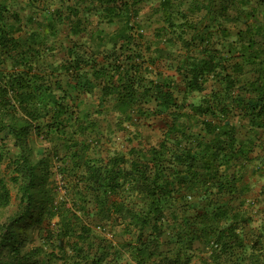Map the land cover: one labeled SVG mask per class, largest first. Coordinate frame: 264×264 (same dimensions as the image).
I'll list each match as a JSON object with an SVG mask.
<instances>
[{
  "label": "trees",
  "instance_id": "16d2710c",
  "mask_svg": "<svg viewBox=\"0 0 264 264\" xmlns=\"http://www.w3.org/2000/svg\"><path fill=\"white\" fill-rule=\"evenodd\" d=\"M1 164L0 264H264V0H0Z\"/></svg>",
  "mask_w": 264,
  "mask_h": 264
},
{
  "label": "rangeland",
  "instance_id": "374dc122",
  "mask_svg": "<svg viewBox=\"0 0 264 264\" xmlns=\"http://www.w3.org/2000/svg\"><path fill=\"white\" fill-rule=\"evenodd\" d=\"M156 1V0H155ZM73 2H75V0H73ZM151 4H155L154 3V1H152V3ZM150 3L148 4V5H145L144 6V8H143V15H145V14H148V15H152L151 14V12H153L154 11V9H153V7H152V5H151ZM150 31H148V33H149ZM151 34V33H150ZM119 142H121L122 141V138L120 137V136H122L121 134H120V132H119ZM5 169V164H1L0 165V170H4ZM260 171H258V172H256V173H250L248 176H247V181H252L251 182V184H250V186L251 187H253L254 185H257V183H255L256 181L254 180V178H258V173H259ZM253 176H252V175ZM259 192V190H255L254 191V189L253 190H251V192L248 194L249 195V197H253L254 195H256L257 193ZM262 196V195H261ZM260 222V220H258V219H256V220H254L253 222H252V224L254 225V226H257L258 225V223ZM109 237V239L111 240H119L120 242L121 241H123L125 238H127V236H123V238H114L113 236H112V234L111 235H109L108 236ZM114 243V242H113ZM127 259H125L124 258V262L126 261ZM56 264H60V263H56Z\"/></svg>",
  "mask_w": 264,
  "mask_h": 264
},
{
  "label": "crops",
  "instance_id": "0c3cea01",
  "mask_svg": "<svg viewBox=\"0 0 264 264\" xmlns=\"http://www.w3.org/2000/svg\"><path fill=\"white\" fill-rule=\"evenodd\" d=\"M261 174H262V172H259L258 173V178H254V180L256 181L255 183H257V185L253 186L254 191L255 190H259L260 191V184H262L264 182V177H261Z\"/></svg>",
  "mask_w": 264,
  "mask_h": 264
}]
</instances>
